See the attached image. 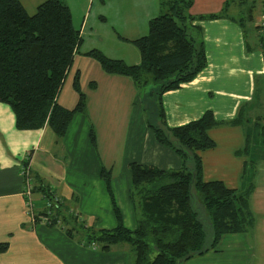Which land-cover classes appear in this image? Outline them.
Here are the masks:
<instances>
[{"label":"crops","instance_id":"1","mask_svg":"<svg viewBox=\"0 0 264 264\" xmlns=\"http://www.w3.org/2000/svg\"><path fill=\"white\" fill-rule=\"evenodd\" d=\"M19 1L26 13L33 15L45 0ZM61 1L71 14L79 2L84 15L78 29L85 40L80 53L109 50V56L112 52L113 59L127 64L135 56L131 53L124 57L121 52L145 36L149 21L164 10L160 0ZM227 1L192 0L188 14L220 13ZM256 6L247 18V27L225 15L193 22L201 28L206 67L191 82L162 95L169 128L212 112L218 126L207 134L215 147L197 153L202 179L220 181L238 192L250 189L249 208L256 218L249 231L222 236L216 249L184 264H264V149H259L260 142L264 145V26L260 25L264 0ZM86 42L91 47L84 51ZM76 72L86 109L73 116L60 138L47 125L38 130H17L10 107L0 103V244L7 246L0 253V264H129L127 244L103 251L89 244L85 236L88 229L110 230L117 226L101 170L110 172L111 191L123 225L135 229L136 218L124 214L113 191L122 180V198L130 205L129 164L160 170L182 166L178 155L155 141L146 125L140 92L130 77L107 74L93 59L76 54L57 98L60 106L71 110L77 103L72 87ZM256 129H261L262 137ZM90 130L95 135V147L90 143ZM23 167H28L32 194L34 190L41 200L36 215L37 204H33L30 214L25 207ZM41 188H45L50 201L40 195ZM56 207L61 208L57 219L63 216L67 225L69 217L76 228L48 225ZM78 221L88 222V226L82 228Z\"/></svg>","mask_w":264,"mask_h":264},{"label":"trees","instance_id":"2","mask_svg":"<svg viewBox=\"0 0 264 264\" xmlns=\"http://www.w3.org/2000/svg\"><path fill=\"white\" fill-rule=\"evenodd\" d=\"M191 4L192 0H160L166 13L150 20L147 34L132 42L140 61L127 65L105 57L99 50L80 53L82 38L61 0H45L33 15L26 13L19 0H0V103L10 107L17 130H38L47 125L60 138L73 116L85 112L86 97L80 88L79 72L72 81L78 98L75 107L69 110L57 103L74 56L80 54L96 61L107 74L133 80L155 141L182 161L177 170L129 164V198L141 212L135 229L123 225L111 191L110 172L101 170L117 226L110 230L88 229L85 236L89 244L103 251L127 244L129 264H184L216 249L222 236L245 233L253 226L250 189L238 192L220 181L202 179V162L197 153L215 147L207 134L218 126L212 112L206 111L200 119L183 126L166 125L162 95L191 82L206 67L201 28L192 23L223 18L226 8L216 14L192 16L188 14ZM147 86L151 87L146 90ZM89 138L95 147L92 130ZM44 197L50 198L48 194ZM54 209V215L49 213V217L53 215L50 226L60 222L57 214L61 208ZM6 249V244L1 243L0 253Z\"/></svg>","mask_w":264,"mask_h":264},{"label":"rangeland","instance_id":"3","mask_svg":"<svg viewBox=\"0 0 264 264\" xmlns=\"http://www.w3.org/2000/svg\"><path fill=\"white\" fill-rule=\"evenodd\" d=\"M240 1H242V4L239 3ZM259 3H260V0H228V2L225 5L226 8L223 11V14L225 16H228V17H230V18L238 21L242 25H246V27H247V18L250 16V14H253L254 13V11H253L254 9L253 8L254 7H257L256 5H259ZM242 9H244L245 11L241 12L240 10H242ZM164 13H166L165 10H163V14ZM71 15H72V26H73V28L75 30L80 29V27L82 25V21H83L84 15H83L82 11L79 8V2H76V5L74 6V9H73ZM83 40L84 39L82 38V42L85 41V40L84 41ZM113 40L115 41V37H113ZM85 45L86 46L84 48V51H86L89 46L91 47V43L90 42H86ZM93 48H95V47H93ZM96 49H99V48H96ZM99 50L102 51L101 49H99ZM107 51H108V53H105L103 51L104 56L107 57V58L113 59L114 55L112 54V52L110 53V56H109V50H107ZM121 53H122V55L124 57H130V54L131 53L134 54L135 60H131L130 61L131 64H127L126 63L127 65H133V64L134 65H137L139 63V61H140L139 52H138V49L135 46H130V47L127 48V50H123ZM136 55L138 57L137 60H136ZM68 82H70V78H68L67 84H68ZM150 87L151 86H147L146 87V90H148ZM255 131H256V133H258V137H262L263 136V132L261 131V129L260 130L256 129ZM261 132H262V134H261ZM259 149H262V150L264 149V145L261 144V142L259 143ZM262 150H260V151H262ZM23 169H24V167H23ZM23 169H22V171H23ZM122 184H123V186H121ZM44 189L45 188H42V191L40 192L41 193L40 194L41 196L43 194V190ZM123 190H124V183H123L122 180H121V182H120L119 185L113 187V191H114L115 195H117L118 199H120V205H121L120 207H122V211L128 217L132 215V219L134 220L137 216L138 217L140 216V213H141L140 212V208H139V206L137 204L136 205H133V204L130 203V205H128L124 201V199L122 198V196H123ZM23 197H24V200H25V196H23ZM39 201H41L40 200V197L39 196L37 197L36 193H33L31 195L30 205L32 207L34 203L37 204L36 209L34 208L35 209V211H34V214L35 215L37 214L38 205H40L39 204ZM30 211L31 210H28V213L29 214H30ZM27 214H26V216H27ZM251 214H252V220H253V225H254L256 218H255V216H254V214L252 212H251ZM62 217H60V222L57 221V223L54 225L56 228H58V229H64L65 227L67 229H69V228H76L75 224L70 220L69 217H66L68 219L67 220V225L63 221V218ZM86 224H88V222L87 223H81L80 221H78V225L80 227H82V228H84ZM86 226H88V225H86Z\"/></svg>","mask_w":264,"mask_h":264},{"label":"built area","instance_id":"4","mask_svg":"<svg viewBox=\"0 0 264 264\" xmlns=\"http://www.w3.org/2000/svg\"><path fill=\"white\" fill-rule=\"evenodd\" d=\"M260 25L261 27L264 26V6H263V11L260 17ZM23 175L25 178V188H24V192L23 195L25 196V207L28 210H32L33 206L31 207L30 205V199H31V195H32V187H31V183H30V177H29V170L28 167H24L23 169Z\"/></svg>","mask_w":264,"mask_h":264},{"label":"water","instance_id":"5","mask_svg":"<svg viewBox=\"0 0 264 264\" xmlns=\"http://www.w3.org/2000/svg\"><path fill=\"white\" fill-rule=\"evenodd\" d=\"M184 260H180V262H183Z\"/></svg>","mask_w":264,"mask_h":264}]
</instances>
